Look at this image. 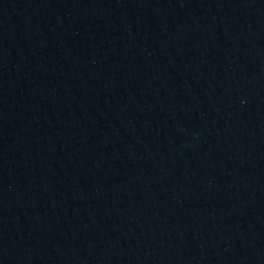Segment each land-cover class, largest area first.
I'll list each match as a JSON object with an SVG mask.
<instances>
[{"label":"water","instance_id":"1","mask_svg":"<svg viewBox=\"0 0 264 264\" xmlns=\"http://www.w3.org/2000/svg\"><path fill=\"white\" fill-rule=\"evenodd\" d=\"M0 264H264V0H0Z\"/></svg>","mask_w":264,"mask_h":264}]
</instances>
